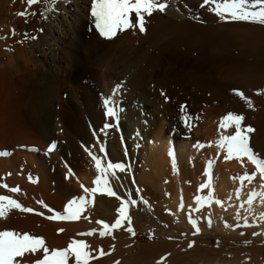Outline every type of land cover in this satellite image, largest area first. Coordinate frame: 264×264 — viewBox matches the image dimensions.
Instances as JSON below:
<instances>
[{
    "label": "bare ground",
    "instance_id": "1",
    "mask_svg": "<svg viewBox=\"0 0 264 264\" xmlns=\"http://www.w3.org/2000/svg\"><path fill=\"white\" fill-rule=\"evenodd\" d=\"M201 2L172 0L180 13H155L148 18L146 34L128 30L114 41H105L91 24L90 0H59L58 12L49 13L48 20L40 15L43 4L29 7L27 0H0V36H7V40H0V151L11 153L0 157V185L20 188L11 193L0 187V195H10L23 207L34 209L33 213L10 209L0 217V231H26L44 237L48 246L56 248L83 239L94 254L101 248L108 252L114 245V252L97 256L90 264H114L115 260L137 264L139 255L148 249L139 247L137 236L125 229L99 236L101 226L96 221L114 222L116 217L119 202L114 197L99 193L95 198L88 196L91 202L79 221H49L45 218L49 213L37 203L43 200L62 211L69 199L86 195L81 184L95 186L94 162L82 145L95 144L93 129L100 135L98 130L105 122L101 96L110 95L118 82L127 89L120 130L110 129L106 138L100 135L106 156L99 153V144L92 149L105 163L111 159L129 165L126 173L119 174L123 188L112 181L115 190L123 194L132 185L141 189L143 197L147 193L155 198L168 194L164 202L170 207L167 203L164 206L173 214L185 211V217L186 206L195 207L196 195L212 191L223 206L213 203L201 212L211 213L213 232H226V222L235 228L237 213L239 223L244 225L246 216L250 225L264 231V220L260 219L264 202L254 198L250 210L246 203L251 190L264 191V181L257 174L251 182L241 183L240 177L252 175L255 166L246 158L243 163L226 160L216 147L221 134L234 131L219 127L221 118L232 111L245 116L244 126L256 129L250 134V146L264 158V96L257 94L264 86V27L220 23L208 6L199 7ZM21 11L36 15H29L25 23V17L17 15ZM193 15L199 19H191ZM13 29L18 33L15 37ZM25 31L37 39L21 45L16 41ZM7 47L14 51H6ZM233 89L243 91L253 101V108H248ZM182 103L193 116L199 114L190 131L180 120ZM9 114L15 119L6 123ZM52 141L58 147L46 155ZM197 142L205 147H196ZM169 150L175 153V167ZM209 160L213 163L211 187L200 192L199 184L209 181L208 176L201 177ZM181 199L185 204L182 212ZM136 207H130L133 222L141 218ZM37 212H44V216ZM94 228L97 231L91 236L79 235ZM35 255L25 264H34ZM223 260L214 263L239 264Z\"/></svg>",
    "mask_w": 264,
    "mask_h": 264
},
{
    "label": "snow or ice",
    "instance_id": "2",
    "mask_svg": "<svg viewBox=\"0 0 264 264\" xmlns=\"http://www.w3.org/2000/svg\"><path fill=\"white\" fill-rule=\"evenodd\" d=\"M58 2L59 0H27V5L31 7L32 5L43 4V10L40 15L45 19H49V13L55 14L58 12ZM208 6V11L213 13L218 22L220 23H247L251 25H259L264 27V0H202L199 4L200 8ZM169 10H173L180 13V7L173 4L172 0H90V17L91 24L96 33L99 34L101 38L105 41H114L118 37V34L126 33L128 30H132L134 33L138 30L141 34H146L148 18L153 17L155 13L167 14ZM18 16L25 17V23H27V17L29 15L35 16L36 12L29 13L28 11H21L17 13ZM191 19H199L196 15L191 16ZM200 23H205V21L200 20ZM93 29H90L93 30ZM40 32L44 30L39 29ZM11 35L13 37L17 36L18 33L15 29L12 30ZM22 38L17 43L23 45L26 40L35 41L37 36L31 34L28 31L20 33ZM0 40H7V36H0ZM6 51H14V48L7 47ZM127 89L122 82L116 83L112 88L110 95H102L101 103L103 109V116L105 117V122L102 127L98 130L100 135L105 138L108 135L110 129L120 130L121 116L125 112L123 107V95L126 93ZM236 96L243 100L248 108H253V101L249 99L243 91L239 89H233ZM258 95L264 96V86H261V90L257 93ZM160 95L167 100L168 97L163 91ZM180 120L183 126L189 131L192 129V121L199 119V114L193 116L188 112L186 104L179 105ZM15 119L14 115L9 114L6 118V123H11ZM111 121V122H109ZM245 116L243 114H238L229 111L224 115L221 120L219 127L221 129L232 128L234 131L231 134H221L219 139L216 141V147L223 152L224 159L232 160L233 158L241 161L251 162L255 166V171L252 175H245L240 177L241 183L245 180L251 182L255 176L258 174L260 179L264 181V158L261 157L253 147L250 146V134L256 131L252 126H244ZM147 123V121H145ZM93 136L95 138V144L92 146H84L85 152L94 162V167L97 175L94 179V187H84L83 191L86 195H79L77 197L71 198L63 206L62 211L55 210L49 205H47L43 200L37 201L38 204L42 205L44 209L49 213L45 218L49 221H79L82 218V214L85 213L87 205L91 202L88 196L95 198L97 194H101L106 197H114L118 202V207L115 209L116 217L114 222H104L103 220H97L96 223L100 225L99 236H112L114 230L125 229L127 233L135 237L137 235L133 227V217L130 215V207L136 206L139 203L144 205H149V201L141 195V189L137 187L135 193L129 189H124L123 194L115 190L112 181L115 180L117 184L123 188V181L120 179L119 174L126 173L129 165L124 162H113L109 159L106 163L101 155H97L93 152V148L96 144H99V153L106 154L105 144L101 141L100 135L97 131L93 129ZM139 136V132H137ZM123 139V138H121ZM58 147L56 141H52L46 150V155L51 154ZM196 147H203L199 142H197ZM33 152H38V148L29 149ZM125 154L127 150L125 149ZM172 157L173 167L176 165V157L173 150H169L167 153ZM11 153L8 151H0V157L10 156ZM65 166L67 167V162L65 161ZM213 168L212 161H207V169L204 174L209 177L207 183H200L198 191L203 192L204 190L210 189L211 187V169ZM69 173L71 169L68 168ZM68 177L66 176V179ZM133 184L135 180L133 179ZM0 187L7 189L11 193H18L20 191L19 187H9L7 183L0 185ZM237 196L239 197V190L237 191ZM138 197L139 200L137 198ZM259 197L262 202H264V191L257 192L255 189L251 190L247 197V205H249V210L253 204L254 198ZM195 207L189 206L187 222L190 224L192 237H196L201 234L202 229L199 226L200 218H194L192 213H200L202 209L206 206L211 207L214 204L223 206V202L219 199H214V193L208 191L207 195H196ZM243 208V204L240 205ZM185 204L183 199L179 204V209L184 210ZM10 209H17L24 213H33L34 209L31 207H23L16 199L12 198L10 195H0V217H5L6 213ZM37 215L44 216V212H37ZM171 214V213H170ZM87 219V216L83 217ZM207 220L208 227H211V213L205 217ZM241 217L237 213L235 225L236 228L241 227L239 221ZM264 220V215L260 217ZM245 227H253L248 222L247 217H243ZM226 227H232L226 223ZM167 227V225H165ZM63 232L64 229H59ZM97 229H92L89 232L79 233L81 236H91L95 233ZM240 235H244L243 232ZM253 235L264 236V231L253 232ZM150 239L152 237H149ZM113 239L115 237L113 236ZM171 239V237H169ZM196 244L195 239H189L187 242V249L194 248ZM218 246V245H217ZM115 251V246L113 245L111 250L106 252L104 249H100L98 254H94V250L90 247L88 243L83 239H73L66 247L56 248L50 247L46 244L44 237L39 235L29 234L28 232H18L11 230L0 231V264H25L29 261V257L32 254L35 255L34 264H90V262L99 257L108 256L111 252ZM27 254V255H26ZM168 256L171 253L167 254ZM166 257L161 256L156 264H163ZM114 264H120L119 260H115Z\"/></svg>",
    "mask_w": 264,
    "mask_h": 264
},
{
    "label": "rangeland",
    "instance_id": "3",
    "mask_svg": "<svg viewBox=\"0 0 264 264\" xmlns=\"http://www.w3.org/2000/svg\"><path fill=\"white\" fill-rule=\"evenodd\" d=\"M204 147L205 145L203 144L201 148ZM203 167L207 168V163ZM203 167L201 177L205 175L202 174L204 173ZM131 186L129 185V188H131L130 190L134 191L136 187L133 188V186ZM133 193H135V191ZM143 194L144 193L141 192V195ZM146 195L147 196H144V198L150 203L149 205H144L142 203L137 205L135 211L138 212L141 218L133 222V224L135 223L134 226L139 247H148L146 252L143 251L142 254L139 255L140 258L138 257L137 264H156V261L159 260L161 256L166 257L163 264H201V261L202 264H204V262H207L206 264H215L222 259L226 262L228 260L236 261L239 264H264V236L253 235V232L262 231L257 226L245 227L240 223L241 227H235L236 230H241L237 232V234L233 226H225L226 223L228 224V222H226L224 227L227 231L220 233V236L217 232H213L211 227H208L207 220L205 219L208 215L204 214V211H202L203 213L201 212V214L198 213L199 215L194 212V214L192 213L193 217L200 218L199 226L202 232L196 237H192L191 232L193 229H191L190 224L187 222L185 211L183 213V210H181V214H173L167 209L170 205L167 201H164L169 198L168 194H164V198H155V196L148 193ZM166 203L168 204L167 207L164 206L167 205ZM193 204L195 206L194 199ZM187 208H189V206H186L185 209ZM211 220L213 222L212 217ZM165 225H167V227H165ZM241 232L244 233L243 236L240 235ZM149 237L152 238L150 239ZM169 237H171V239H169ZM189 239H195L196 241L192 249H187V242ZM148 251L151 255H149ZM168 253H171V255L168 256ZM213 259L217 261H213ZM145 260H148L147 263Z\"/></svg>",
    "mask_w": 264,
    "mask_h": 264
}]
</instances>
